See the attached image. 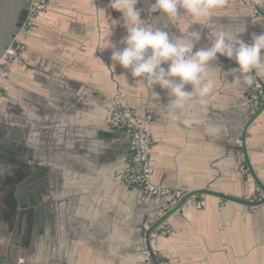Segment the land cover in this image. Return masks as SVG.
<instances>
[{"label":"rangeland","instance_id":"374dc122","mask_svg":"<svg viewBox=\"0 0 264 264\" xmlns=\"http://www.w3.org/2000/svg\"><path fill=\"white\" fill-rule=\"evenodd\" d=\"M57 1L59 4L50 6L45 0L44 9L30 18L23 30H18L11 45L13 55L9 58L4 55L0 61V102L7 103L0 108V124L6 122L2 118L9 113L16 122H25L19 132L13 131L15 127L11 123L7 127L3 125L11 134L2 133L0 128V148L9 149L4 153L9 160L21 161L26 157L30 166L34 161L57 165L55 182L49 189L51 201L58 208L64 203L58 218L62 221L70 218L73 226H67L68 232H74L77 237L68 243L62 240L63 236L55 237L51 250L47 245L43 249L40 244L47 239L37 236L36 223L32 236L26 232L28 223L24 220L11 262L31 264L35 256L48 255L49 263L53 264L67 254L71 264H116L112 256L115 233L123 234L133 228L139 233L140 227L149 228L184 193L183 180H189L193 189H198L199 184L203 188L228 184L237 188L242 178L247 177L241 128L247 112L252 117L257 111L258 83L255 77L251 85L244 82L242 75L237 78L238 73H230L231 69L238 68L235 61L218 56L209 70V78L214 81L212 92L206 97H197L181 111L173 110L168 107L166 89L140 82L119 65L112 69L113 49L108 48L109 43L123 47L121 41L126 36V28L122 13L110 8L109 0ZM150 2L154 0H141L137 5L144 9L142 14L147 13ZM243 3L242 8L248 10V18L252 19L256 10L251 1ZM148 15L154 18L159 13ZM237 15L239 19L246 18L241 12ZM100 16L104 23L99 21ZM217 16L232 17V11L225 5L212 17ZM170 21L180 25L174 31L176 35L190 27L184 20ZM247 21L237 20L236 28L229 25L222 30L238 34L245 28L240 38L251 43L253 35H257V24ZM154 26L164 27L160 19L155 20ZM197 26L204 37L197 47L205 46L214 38L207 36L211 33V23ZM37 27H41L43 40L50 47L43 55L50 68L39 70L38 60L33 64L35 71L26 65L39 54L34 42ZM73 30L78 32L71 34ZM83 30L86 33L89 30L94 36L85 38ZM103 34L112 37L103 38L105 44H100ZM48 82L61 87L54 96L44 88ZM8 104L20 110L11 112ZM210 113L216 120L230 118L228 131L219 121L217 131L219 137L231 135L229 144L233 149L228 156L224 153L213 159L217 165L212 169L205 166L203 173V167L189 161L194 151L191 141L197 138L184 129L194 121L203 125ZM49 115L56 118L48 122ZM205 130H209L207 126ZM11 136L15 140L9 139ZM202 139L197 141L198 145L206 144V138ZM118 148H121L119 152ZM4 169L12 175V166L5 165ZM201 174H205L206 181L197 179ZM227 175L234 178L224 183L221 179ZM4 193H0V199ZM204 199L199 196L192 203L199 207ZM83 222L84 229L80 225ZM1 228L0 242L6 244L10 227L3 222ZM157 232L168 234L170 231L165 228ZM121 238V264H128L129 248L124 243L127 238L125 234ZM153 256L159 264L160 257L155 252ZM141 264L153 263L149 259Z\"/></svg>","mask_w":264,"mask_h":264},{"label":"crops","instance_id":"0c3cea01","mask_svg":"<svg viewBox=\"0 0 264 264\" xmlns=\"http://www.w3.org/2000/svg\"><path fill=\"white\" fill-rule=\"evenodd\" d=\"M48 1L50 6L59 4L57 0ZM244 1L245 0H226L225 5L232 11V17H212L211 20H209L211 23V33H209V35L207 34V36L212 38L218 30L227 29L229 25H231L230 28H236L237 23L235 22L237 20H252V22L257 24V35L264 33V16L258 15L256 11L255 16L249 19L248 17L250 15L248 10L242 8L244 6ZM255 3L264 10V0H255ZM240 12L246 16V18H244L245 20L243 17L241 19L238 18L237 14ZM148 14V11L146 14L143 13L142 18L154 25L155 20L150 18ZM150 15L152 16L154 14ZM159 19L164 28L176 35L174 31L176 27L178 29L180 28L179 24L173 25L170 20L165 19L163 16ZM99 21L104 23L102 16L99 17ZM40 28L41 27L36 28L34 37V42L37 43L36 46L39 54H37V52L33 58V62L30 61L31 64L26 65V68L29 70H37L33 64L38 60L39 70L50 68V63L46 60L47 57L43 58V55H46L44 54V50L50 47L45 40H43L45 36H42L44 33L40 31ZM190 30H200V28L197 25H193ZM76 32H78V30H73L71 34ZM82 33H85V38L94 36L89 30L87 33L83 30ZM100 37V44H105L103 38L112 36L110 34H103ZM256 74L258 83L257 117L247 128L244 143L250 167V169L247 170V177L242 178L237 188H233L229 184L216 188H203L202 184H200L202 187L200 186L198 189H193L191 188L192 184L189 180H183L184 182H182L181 187L184 193L209 189L226 196L241 198L253 203L264 200V192L257 183V181L261 183L264 188V69L256 71ZM250 118L247 112V119H244L241 131H243ZM229 120L230 118L228 117L216 120L214 115L210 113L208 117L203 120V125L200 123L197 124L196 121H194L190 127L188 125V127L184 129L185 131L188 129L186 132L193 134L197 138L194 142L191 141V147L194 151L190 153L189 161L192 163L194 162L197 166L203 167V173L206 171V168H204L205 166H209V169H212L217 165L212 161L213 159H216L224 153L225 156H228L233 149L231 146L232 144H229L232 140L231 135L219 137V132L217 131V121H219L223 129L228 131ZM206 126L209 130H205ZM2 130H4V128ZM202 138H206L204 141L206 144L198 145L199 143L197 144V141L203 140ZM219 145L221 147H218ZM202 148H205L206 151H200ZM0 149H3V152L2 150L0 151V170L3 171V177H0V193L5 192L4 196L0 199V232L3 222L7 223L10 227V236L7 238V243L3 244L0 242V263L6 262V264H12V255L15 250V244H17L18 241L20 224L21 222L23 224V221L29 218L28 215L30 213L26 205L21 206L20 210L17 201L18 192L23 187V174L22 170H20L22 169L23 160H9V158L4 157V155H8L4 153L5 151H9V149L5 146ZM5 165L9 167L12 166V175H8L6 173L7 171H5V169L3 170ZM204 175L205 174H201L197 179L201 182L206 181ZM232 178L234 177L227 175L226 179L222 178L221 181L228 182ZM19 186L20 189L17 188ZM35 202L36 201H34V203ZM192 202L193 200H190L172 215L167 217L163 224L158 226L151 236L153 240L151 242V249L163 262L166 264H264V205L246 207L223 202L215 197H206V199L203 200V205L199 207L193 205ZM174 206L168 208V210L159 216L160 218H158L154 224L150 225L149 228L165 217L166 213ZM37 211L38 209L34 208L32 212L34 214L35 223L38 219ZM18 215L20 216L19 218ZM149 228H145V230ZM165 228L169 229L170 232L168 234H159V232H157ZM130 230L136 233L133 239L127 238V240L124 241L128 248H133L128 249L129 254L127 263L141 264L139 263V259L142 254L141 250L144 242L136 229L133 228ZM113 243L114 246L112 251L114 252L112 256L115 258L114 262H116V264H121L120 245L123 243L121 236L115 233ZM84 245L89 247L88 244L86 245L84 243ZM133 250H135V252ZM101 257L104 258L105 256L103 255Z\"/></svg>","mask_w":264,"mask_h":264},{"label":"clouds","instance_id":"9594fccd","mask_svg":"<svg viewBox=\"0 0 264 264\" xmlns=\"http://www.w3.org/2000/svg\"><path fill=\"white\" fill-rule=\"evenodd\" d=\"M140 2L109 0V7L122 13L126 28L123 47L108 41V48L113 49L112 69L119 65L140 82L166 89L171 109L181 111L197 97L212 92L214 81L209 78V70L218 56L234 60L238 68L230 73H238L237 78L242 75L249 85L254 83V72L264 69V33L253 35L252 42L246 43L239 35L245 28L238 34L219 30L210 43L197 47L204 37L200 30L190 29L211 20L226 0H154L147 9L149 14L159 13L153 20L163 16L188 22L190 27L180 35L142 19L144 9L137 7Z\"/></svg>","mask_w":264,"mask_h":264},{"label":"water","instance_id":"95a60500","mask_svg":"<svg viewBox=\"0 0 264 264\" xmlns=\"http://www.w3.org/2000/svg\"><path fill=\"white\" fill-rule=\"evenodd\" d=\"M253 8L257 11L258 15L263 14V10L258 7L255 3V0H251ZM28 6H29V0H0V60L5 54V52L11 47V44L13 40L16 37V34L18 30L22 27V25L25 23L27 16H28ZM254 77L257 79V74L254 72ZM257 117V112L248 120L246 123L241 136V142H242V151L244 152V158L247 164L246 169H250L249 163H248V156L247 152L245 151V137L248 126L255 120ZM24 122V121H22ZM23 125L25 124L22 123ZM15 140V138H13ZM17 139V137H16ZM121 148H118L119 152ZM24 160V159H23ZM27 162L23 161L22 169H25L26 172L22 171L23 174V183L22 188H19V192L17 195V201L20 206L26 205L28 206V212L31 214L33 212L34 208H37V222H36V232L37 236L39 238L45 237L47 241L42 240L40 246L43 247V249H46V245L48 248L51 247L50 245L52 242H55V237L62 236L61 235V227L62 224L67 220H60L58 218L60 213V208H58V204L55 205L51 201L52 195L51 192H49V189H52V185L55 182V174H54V167L52 164L48 163H42L34 161V166L37 163L38 166L33 167L30 166L28 160ZM56 170V169H55ZM26 173V175H24ZM257 181V180H256ZM258 185L262 188L264 192V188L262 187L261 183L257 181ZM197 196H204V197H215L219 199L220 201L242 205L246 207H257L259 205H264V200L259 202H249L241 198L226 196L223 194H220L215 191H211L209 189H204L201 191H190L188 193H183L177 200L175 206L169 210L165 217L160 219L159 222H157L155 225H153L148 230H145L144 227H140L139 230V236L144 242V249L149 254V257L153 264H157V261L155 260V257L153 256V251L151 249V236L155 232V230L158 228V226L162 225L163 222L172 215L175 211H177L180 207L185 205V203L192 201L194 197ZM34 201H36L34 203ZM61 205V204H60ZM20 216L18 215V218ZM70 219V218H69ZM71 220V219H70ZM63 222V223H62ZM86 225V223H85ZM68 228V227H67ZM77 233V232H76ZM66 234V233H65ZM77 235L73 232L70 234V241H72L74 238H76ZM53 240V241H52ZM45 253V251L43 252ZM48 255H39L35 256L34 259L31 261V264H51L48 260ZM147 262V261H146ZM53 264H71V258L68 257L67 254H63L61 256V259L55 260Z\"/></svg>","mask_w":264,"mask_h":264},{"label":"bare ground","instance_id":"6f19581e","mask_svg":"<svg viewBox=\"0 0 264 264\" xmlns=\"http://www.w3.org/2000/svg\"><path fill=\"white\" fill-rule=\"evenodd\" d=\"M252 13V12H251ZM4 55H7V57L6 58H9V56H11V55H13V52H11V51H6L5 52V54ZM3 55V57L1 58V60L0 61H2L4 58H5V56ZM107 79V78H106ZM106 81H108V80H106ZM43 86V85H42ZM47 88V90H49V91H51V93H52V95L54 96L56 93H57V88L59 87H57L56 86V84L54 83V82H48L47 84H45L44 85V88ZM59 88H61V87H59ZM113 88V87H112ZM111 88V90H113ZM98 90V89H97ZM110 91V90H109ZM114 91V90H113ZM118 91V90H117ZM82 92H84V91H82ZM127 92V91H126ZM112 93V92H111ZM120 94V93H119ZM113 95V94H112ZM110 96V95H109ZM126 96V95H125ZM119 98V97H118ZM127 98V97H126ZM116 101V100H115ZM122 101V100H121ZM7 104V103H6ZM6 104L4 103V102H0V108H2V107H5L6 106ZM115 104V103H114ZM66 106H67V104H65ZM8 106H9V109H10V111L11 112H13V111H16L17 109L18 110H20V108H18L17 106L15 107V106H13V105H9L8 104ZM31 112H33L32 110H31ZM20 114H21V112H20ZM28 114H33V113H28ZM11 115V113H9L8 115H6V116H4L3 118H2V120H4V121H6V122H4V126H8V124H10V126H12V127H15V129H13V131L14 132H19L18 130H20L21 129V126L23 125L22 123H24V122H22V121H17L16 122V119L13 117V116H10ZM50 117H48V122H51V121H53L54 120V118H56L55 116H53V115H49ZM3 122V121H2ZM14 125H13V124ZM21 124V125H20ZM3 125H1L0 124V128L1 129H5V130H3V132L2 133H4V132H8L9 134H11L10 133V130L8 129V128H5ZM9 130V131H8ZM2 131V130H1ZM17 136V135H16ZM13 138H15L14 136H11V137H9V139H13ZM24 162H27L26 161V157L24 158V160H23ZM28 165H29V163H27ZM35 166L37 167L38 166V164L36 163L35 164ZM34 165H33V167H35ZM55 169H58V167H57V165H55V167H54ZM20 170H22L23 172H26V170L25 169H20ZM24 175H26V173L24 174ZM237 176V175H236ZM200 185V184H199ZM204 185V184H203ZM164 186V185H163ZM202 187V186H201ZM193 188V187H192ZM200 188V187H199ZM216 188V187H215ZM221 188H223V187H221ZM225 190V189H224ZM246 193V192H245ZM237 195V194H236ZM214 201V200H213ZM209 203V202H208ZM65 205H64V203L62 204V206L60 207V209L62 210V208L64 207ZM59 209V210H60ZM65 220H67V221H65L63 224H62V226H59V227H61V235L63 236V241H65V243H68L69 242V237H70V234H69V228L70 227H68L67 228V226H73L71 223H72V221L70 220V219H68V218H66ZM76 224H74V226H75ZM81 225V227L84 229V227H85V223L83 222L82 224H80ZM66 226V227H65ZM138 232V231H137ZM66 233V234H65ZM136 232H134V231H132V230H128V231H126V233H123V234H125V237L126 238H128V239H133V237H134V234H135ZM123 234H118L119 236H122ZM69 235V236H68ZM83 243H86L87 244V242L86 241H84L83 240ZM144 247V246H143ZM130 248H132V247H129V249ZM133 249V248H132ZM134 252H135V250H133ZM142 254H141V257H140V259H139V263H143V262H146V261H148L149 260V254H148V252L146 251V249H144V248H142Z\"/></svg>","mask_w":264,"mask_h":264},{"label":"built area","instance_id":"2783aa9c","mask_svg":"<svg viewBox=\"0 0 264 264\" xmlns=\"http://www.w3.org/2000/svg\"><path fill=\"white\" fill-rule=\"evenodd\" d=\"M45 6V0H29V6H28V16L27 19L25 21V23L22 25V27L20 29H24L26 25H28L30 18L34 17L36 14L39 13V11H42L44 9ZM19 29V30H20ZM14 41V40H13ZM12 45V44H11ZM10 47L7 51H11ZM12 52V51H11ZM150 259V257H149ZM159 264H166L165 262H163L162 260L158 261Z\"/></svg>","mask_w":264,"mask_h":264},{"label":"flooded vegetation","instance_id":"af4514ba","mask_svg":"<svg viewBox=\"0 0 264 264\" xmlns=\"http://www.w3.org/2000/svg\"><path fill=\"white\" fill-rule=\"evenodd\" d=\"M34 214L31 212V214H29L28 216H29V218L27 219V227H26V232H28V233H30L31 232V236H32V229L34 228V224H35V221H34V216H33ZM29 220H30V222H29ZM36 227V226H35ZM31 239H33L32 237H31ZM35 239V238H34ZM34 239L33 240H31V241H34ZM37 239V238H36Z\"/></svg>","mask_w":264,"mask_h":264}]
</instances>
